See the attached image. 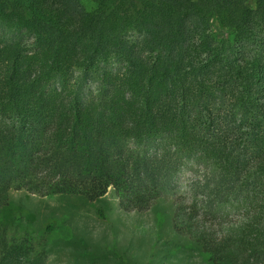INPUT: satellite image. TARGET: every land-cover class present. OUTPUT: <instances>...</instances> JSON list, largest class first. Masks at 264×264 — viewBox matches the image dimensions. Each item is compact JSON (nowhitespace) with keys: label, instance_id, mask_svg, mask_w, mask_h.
<instances>
[{"label":"trees","instance_id":"16d2710c","mask_svg":"<svg viewBox=\"0 0 264 264\" xmlns=\"http://www.w3.org/2000/svg\"><path fill=\"white\" fill-rule=\"evenodd\" d=\"M193 166L207 213L170 195ZM110 186L126 210L179 203L212 264H264V0H0V264H48L54 228L12 226V191ZM233 201L246 223L216 238L201 220Z\"/></svg>","mask_w":264,"mask_h":264},{"label":"rangeland","instance_id":"374dc122","mask_svg":"<svg viewBox=\"0 0 264 264\" xmlns=\"http://www.w3.org/2000/svg\"><path fill=\"white\" fill-rule=\"evenodd\" d=\"M203 176L202 168L182 169L170 193L172 200L184 198L192 211L207 213L191 189L192 181ZM177 204L162 202L145 211L126 210L112 186L95 202L82 196H41L19 190L11 192L4 213L12 226L20 217L17 229L34 236L54 223L48 237V264H212L195 237L186 229L179 231ZM98 208L104 209L107 218L99 216ZM246 215L241 202L233 201L209 211L201 223L216 238L233 239L243 229Z\"/></svg>","mask_w":264,"mask_h":264}]
</instances>
